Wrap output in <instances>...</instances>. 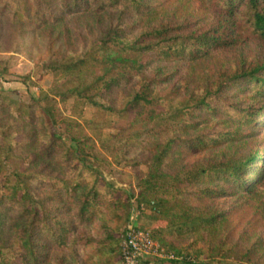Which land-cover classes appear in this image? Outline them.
Returning <instances> with one entry per match:
<instances>
[{"label": "rangeland", "instance_id": "374dc122", "mask_svg": "<svg viewBox=\"0 0 264 264\" xmlns=\"http://www.w3.org/2000/svg\"><path fill=\"white\" fill-rule=\"evenodd\" d=\"M21 1L24 0H0V127L3 128L0 145L4 142V134L7 135L5 142L14 146L11 150L14 156L0 160L8 163L5 174L10 180H13L14 171L38 175L29 184L30 202L4 198L0 204L3 221L0 242L10 251L19 249L13 257L14 263L36 264L28 258L26 249L21 250L19 240L32 218L26 210L33 207L37 216L30 230L37 264H116L118 248L129 222L148 230L159 246L161 257L152 256L144 264H168L161 262L184 256L213 264H264L262 191L250 194L223 185L226 194L200 199L193 193V186L184 185L186 204L212 213L223 212L227 216L216 229L172 236L165 232L167 219L159 208L151 209L145 202L138 204L140 192L147 188L143 182L147 173L144 162L150 160L168 138L178 140L180 135L172 134L174 128L171 126L167 132L153 134L141 129L134 134L135 127L143 128L141 122L130 123L140 108L127 106L134 89L143 80L150 82L152 92L159 98L156 107L168 110L192 95H200L203 87L213 90L210 84L218 78L249 72L263 64L264 40L251 35L241 14L219 16L203 0H142L146 12L156 13L155 18L147 19L122 6L98 10L92 0H80L81 5L71 11L66 7L70 0H47L52 4L49 2L50 10L46 11L45 0H38L43 2L40 9L44 8L45 13L32 18L47 20L36 27L27 20L13 18L14 6ZM53 5L58 6L57 9ZM162 24L180 34L193 36L214 31L223 33L229 43L194 61L159 60L154 51H149L142 59L141 75L131 76L97 97L103 108L73 99H56L53 119L46 115L42 119L36 116L38 110L34 101L63 78L60 72L45 67L47 64L79 55L109 28H119L126 37L133 39ZM262 75L264 73L259 76ZM235 89H223L211 102L214 109L221 105V112H201L190 118L198 124L188 138L197 135L211 138L223 131H235L236 125L223 115L226 110L262 106L259 100L252 98L251 92L239 94ZM2 97L26 106L31 104L35 114L22 115L20 119L17 112L6 107ZM263 120L264 113H261L257 120L260 128L251 141H223L218 146L209 145L200 150L181 148L180 143L175 142V149L165 159L161 171L175 174L228 162L255 150L264 155ZM53 129L58 130L60 139L51 144ZM240 129L246 134L251 127ZM70 135L82 140L81 153L72 150ZM82 164L89 168H82ZM63 178L69 182L67 186L60 181ZM252 178L245 177L246 182ZM101 179L106 185H99L101 193L93 215L90 220L82 221L78 217L81 200L73 196L72 202L67 201L71 200L67 191L76 181L92 183ZM260 186H264V181ZM158 195L168 200L163 205L173 214L176 206L170 195L162 191ZM62 228H65L63 233ZM58 235L64 238L62 247L55 242ZM85 239L86 243L79 241ZM165 255L172 258L163 257Z\"/></svg>", "mask_w": 264, "mask_h": 264}, {"label": "trees", "instance_id": "16d2710c", "mask_svg": "<svg viewBox=\"0 0 264 264\" xmlns=\"http://www.w3.org/2000/svg\"><path fill=\"white\" fill-rule=\"evenodd\" d=\"M203 1L207 7L219 16L231 17L241 14L247 23V28L251 35L257 39L264 40V0ZM49 2L47 0L44 2L46 11L50 10ZM92 2H94L98 10L105 9V7L114 9L122 6L128 12L141 15L143 18L153 19L156 16L154 12H146V6H143L142 0H92ZM42 3H39L38 0L21 1V3L14 6L13 18L27 20L28 24L33 23L36 27L40 26L41 22L43 24L47 18L43 20L36 18L34 20L32 17L33 15H38L39 17L45 13L44 8L40 9ZM81 3L82 1L80 0H70L66 7L71 11L73 7H79ZM57 7L55 6V9ZM87 9L91 8L88 7ZM12 21L14 22V20ZM217 33L214 31V33L208 35L201 34L197 36L180 34L175 32L174 28L162 24L148 32L142 33L138 38L130 39L125 36L121 29L109 28L103 31L98 39L79 55L69 56L45 66L53 71L60 72L63 78L61 81H55L48 91L41 92L39 98L34 101L37 106L36 110H38L36 116L42 119L46 115L45 117L53 119L56 99L58 101L73 99L82 102L84 105L103 108V104L97 100V97L103 96L104 93L119 86L123 80L131 76L141 75L144 66L142 59L147 52L154 51L155 56L159 60H175L179 58L190 61L200 60L229 43L223 33ZM261 73H264V63L249 72L218 78L210 84L213 90H210L209 86L203 87L201 90H204V92L200 95H192L185 101L170 106L168 110H160L156 107L159 104V98L152 92L149 85L150 82L143 80L134 89L133 95L127 101V106L138 107L140 111L130 123H132L131 125H135L137 122L143 124V128H140L141 126L135 127L134 134L141 131V129L153 134L164 130L167 132L169 131L168 127L171 126L174 128L172 134L177 133L180 135L178 140L168 138L156 150L154 156L144 162L147 165V173L143 182L147 184V188H145V191H141L138 197V204L145 202L151 209H160L162 216L167 219V229L165 230L167 234L172 236L200 230H213L220 226L227 216L223 212L212 213L186 204L185 200H183L185 196L184 185L193 186L195 188L193 193L200 199H212L226 194L227 192L222 190L223 185L233 186L241 192L250 194L260 191L264 193V186H260V183L264 181V155L257 150L238 156L228 162L199 166L195 169L175 174H166L161 171L165 159L175 149V142H179L181 148L183 146L186 149L197 148L200 150L204 147H209V145L218 146L223 141L229 143L251 141L260 128L257 120L260 114L264 113V75L259 76ZM230 87H236L235 92L239 94L251 92L252 98L261 102L260 110L252 107L241 111L226 110L223 115L236 125L235 131H223L211 138H206L203 135L188 138L189 132L194 130L198 124V122L192 121L190 118L194 115H199L198 113L201 112L210 114L221 112V105L214 109L210 104L223 89ZM2 98L6 107H11L12 111L17 112V117L20 119L25 115H33L31 104L26 106L14 100ZM51 123H53V120H51ZM241 127H251V130L245 134L241 131ZM2 129L0 127V133L3 132ZM6 136L2 134L4 142L0 145V158L3 157L5 159L14 156L13 151H11L14 146L10 142H5ZM51 136L53 138L50 140L51 144L55 143L56 139H60L57 129H53ZM69 140L71 141L72 150H75V153H81L82 140L73 135L69 136ZM46 153L48 154L49 152ZM75 155L80 156L78 154ZM7 164L0 160V204L4 198L30 202L32 193L29 184L38 174L14 171L12 174L13 180H10L5 174ZM82 168L88 169L89 167L82 164ZM247 176L253 177V180L246 182L245 177ZM60 181L64 182L65 186L69 183L64 178ZM102 183L106 185L102 179L94 180L92 183L76 181L67 191L71 197V200L67 201L72 202L73 196H77L81 200L78 217L82 221H88L92 217L93 208L97 204V197L101 193L99 190L101 186L99 185H102ZM160 191L169 194L172 198L176 206L173 214L165 209L163 204L168 203V200L158 195ZM90 209L92 210L90 211ZM26 211L28 214H32V218L27 224L28 228H23L24 235L19 239L20 248L21 250L26 249L28 258L37 264L38 260L35 257L32 244L33 233L30 230L35 223L37 213L33 207ZM2 223L3 221L0 218V225ZM44 229L46 228L44 227ZM61 231L63 233L65 228H62ZM63 239V236L60 235L55 238V242H57L59 247L64 246ZM79 241L86 243L88 240ZM1 242L0 264H15V258L13 257L18 253L17 250L19 249H11L10 251L6 246H2ZM73 242L75 243V241ZM107 251L109 252L110 249ZM118 251L116 264L121 262L120 246ZM164 261L168 264H213L211 262L192 260L186 256L176 259H163L161 263Z\"/></svg>", "mask_w": 264, "mask_h": 264}, {"label": "built area", "instance_id": "2783aa9c", "mask_svg": "<svg viewBox=\"0 0 264 264\" xmlns=\"http://www.w3.org/2000/svg\"><path fill=\"white\" fill-rule=\"evenodd\" d=\"M159 250L148 230L129 222L120 244V264H144V261L152 256L161 257ZM163 257L172 258L171 255Z\"/></svg>", "mask_w": 264, "mask_h": 264}]
</instances>
